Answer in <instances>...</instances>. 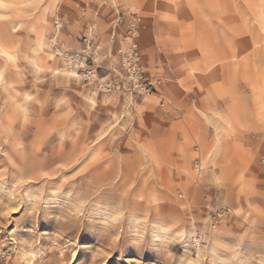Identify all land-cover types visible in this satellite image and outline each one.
I'll use <instances>...</instances> for the list:
<instances>
[{
    "label": "rangeland",
    "instance_id": "obj_1",
    "mask_svg": "<svg viewBox=\"0 0 264 264\" xmlns=\"http://www.w3.org/2000/svg\"><path fill=\"white\" fill-rule=\"evenodd\" d=\"M0 264H264V0H0Z\"/></svg>",
    "mask_w": 264,
    "mask_h": 264
},
{
    "label": "built area",
    "instance_id": "obj_2",
    "mask_svg": "<svg viewBox=\"0 0 264 264\" xmlns=\"http://www.w3.org/2000/svg\"><path fill=\"white\" fill-rule=\"evenodd\" d=\"M127 27L124 31L122 39L125 46L117 48L119 54V71L121 81L117 85L105 83L104 87L112 89L118 88L120 91L134 96L156 95L159 102L163 105L165 100L158 95L156 84L150 80L140 62V49L138 45V32L140 18L135 12H128Z\"/></svg>",
    "mask_w": 264,
    "mask_h": 264
},
{
    "label": "crops",
    "instance_id": "obj_3",
    "mask_svg": "<svg viewBox=\"0 0 264 264\" xmlns=\"http://www.w3.org/2000/svg\"><path fill=\"white\" fill-rule=\"evenodd\" d=\"M140 49V48H139ZM146 75V74H145ZM158 92V91H157ZM158 95H160V96H162L163 98H164V96L162 95V94H160L159 92H158ZM156 96V95H155ZM157 97V96H156ZM158 98V97H157ZM164 100H166L165 98H164Z\"/></svg>",
    "mask_w": 264,
    "mask_h": 264
}]
</instances>
